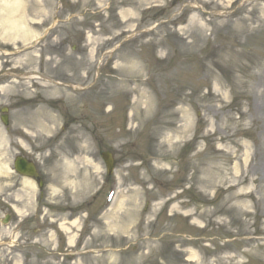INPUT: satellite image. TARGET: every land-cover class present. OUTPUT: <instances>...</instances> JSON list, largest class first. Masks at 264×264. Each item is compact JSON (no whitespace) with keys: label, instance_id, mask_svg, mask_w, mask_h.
<instances>
[{"label":"rangeland","instance_id":"374dc122","mask_svg":"<svg viewBox=\"0 0 264 264\" xmlns=\"http://www.w3.org/2000/svg\"><path fill=\"white\" fill-rule=\"evenodd\" d=\"M15 95L11 144L47 187L6 194L0 121V264H264V0H0V106ZM66 205L89 208L73 248Z\"/></svg>","mask_w":264,"mask_h":264},{"label":"bare ground","instance_id":"6f19581e","mask_svg":"<svg viewBox=\"0 0 264 264\" xmlns=\"http://www.w3.org/2000/svg\"><path fill=\"white\" fill-rule=\"evenodd\" d=\"M13 3H14V1L11 2L10 6H14L16 4V3H14V5H13ZM9 4H8V6H9ZM4 26H5L7 31H9V30L13 31L15 35L20 31V25L18 23H16V21H14V18H12V17L7 19L6 24ZM68 242L72 243L73 237H69ZM191 255L194 256V254H191Z\"/></svg>","mask_w":264,"mask_h":264},{"label":"flooded vegetation","instance_id":"af4514ba","mask_svg":"<svg viewBox=\"0 0 264 264\" xmlns=\"http://www.w3.org/2000/svg\"><path fill=\"white\" fill-rule=\"evenodd\" d=\"M12 110L11 104H9V112Z\"/></svg>","mask_w":264,"mask_h":264},{"label":"water","instance_id":"95a60500","mask_svg":"<svg viewBox=\"0 0 264 264\" xmlns=\"http://www.w3.org/2000/svg\"><path fill=\"white\" fill-rule=\"evenodd\" d=\"M105 160H106V162H108L109 163V161H108V159L105 157Z\"/></svg>","mask_w":264,"mask_h":264}]
</instances>
